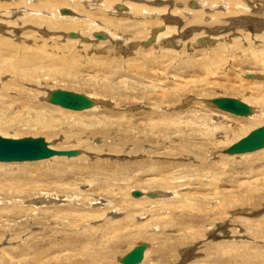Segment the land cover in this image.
<instances>
[{
	"label": "rangeland",
	"instance_id": "1",
	"mask_svg": "<svg viewBox=\"0 0 264 264\" xmlns=\"http://www.w3.org/2000/svg\"><path fill=\"white\" fill-rule=\"evenodd\" d=\"M184 17L173 15L174 45H144L141 26L127 28L117 53L94 52L89 32L75 45L76 32L54 38L45 26L4 20L14 35L0 34V136L41 137L49 149L79 153L0 162V264H120L142 243L140 264H264V149L223 154L264 125V28ZM46 89L104 97V112L40 105ZM246 90L260 94L246 99ZM215 98L263 116L205 105ZM219 122L229 127L220 139L209 134ZM43 193L52 199L42 207L27 202Z\"/></svg>",
	"mask_w": 264,
	"mask_h": 264
},
{
	"label": "bare ground",
	"instance_id": "2",
	"mask_svg": "<svg viewBox=\"0 0 264 264\" xmlns=\"http://www.w3.org/2000/svg\"><path fill=\"white\" fill-rule=\"evenodd\" d=\"M122 1L124 0H0V34L8 31V30L5 31L6 25H5L4 20L6 19L10 20V18H12L13 22L15 21V22L20 23L22 20L24 25L31 24L32 27L30 28L35 29V30L40 29L43 26H45L47 29H50V33H49L50 36L51 34L52 36H55L57 34L59 35V37L61 38L64 37V39H66L65 38L66 35L67 37H71L70 33L68 32H72L73 34L76 32V34L77 35L79 34V35H78V39H75L76 41L75 45L81 44L80 42L87 43V41L89 40L85 34L89 32L91 35V39L94 40L95 42L93 43V41L90 40V44L92 45L87 44V46H90L94 50V52L96 53L110 52L111 53L112 51V53H115L116 51L121 52L120 50L124 48V47L121 48V46L122 45L124 46V44H126L125 41L126 42L128 41L129 37L127 38V35L125 34L127 31V28L135 29L141 26L147 30V37L143 38L142 40L143 41L142 43H144V45L146 44L148 45L149 43H153V42L162 43V45L163 44L170 45V46L174 45L175 43H177L179 39H176V37H173L175 35L173 30L179 28L177 27V25L179 26L180 22L178 20L179 18L178 19L173 18V15L174 13L178 14V12L183 14L190 22H196L198 19L200 22L203 18H205L207 21L208 20L213 21V19L218 20L220 16L224 18L225 22L230 23L232 28L235 27V25L237 24H240L242 27L251 28L253 29V31L256 29H258L259 31V29L261 30L262 28H264V12H263L264 11V0H211V1L205 0L203 3H201L202 0L201 1L200 0H188V1L187 0H164V1L161 0V2L165 3L163 5H161V3H158L159 0H136V1L129 0L131 2V3L129 2L130 4H128V0H127V3H124ZM181 1H184L185 3L183 5L184 8H181V7L179 8L178 4L181 5ZM144 3L146 4L149 3V4L146 5ZM198 3L200 5L199 7L200 10H194L195 6L193 7L191 5L192 4L198 5ZM52 5L54 6L51 9L50 6ZM92 11H99L101 13V16H99V13L97 12L98 16L94 18V15L96 14L95 13L91 14L90 12ZM209 13H216L217 15H207ZM115 24L119 26V29H120L119 31L116 30L117 27L115 26ZM11 25L15 26L14 24H11ZM207 25L209 26V24ZM76 27H84V29H81V28L76 29ZM160 29L165 30V32H162V33L158 32ZM13 31H11V33H9L8 31V33L14 35ZM45 33L46 32H41V34L48 37L49 34L48 33L45 34ZM181 36L179 35L178 37H181ZM74 37L75 35L72 36V38ZM54 38H56V36ZM95 39H97L98 42ZM67 40H65L66 44L74 43L72 42L74 40H71V39H69L68 41ZM140 40H136V41L139 42ZM99 41H102V42H99ZM97 43L100 44V46H98L99 48L97 47L98 45ZM101 45H103V47L105 48H102ZM195 45H197V42ZM87 46L86 44L84 45V47H87ZM95 47L97 48L95 49ZM133 47H137V45H133ZM127 49L128 48H126V50ZM256 53H260V52H256ZM245 55H246L245 59L252 57V56L248 57V54H245ZM252 58L258 59L257 57H252ZM261 59L263 60L264 57L262 56ZM251 75H254V76H251V78L252 77L256 79L260 78V76H258L257 74H251ZM33 87L35 88V86ZM55 89L49 90V91H47L46 89L44 93H40L36 91V93H40V96H38V100H41L40 105L44 106V104L45 105L50 104L48 102V99L51 93L55 91ZM252 94L259 95L260 92L246 90L243 97H245L246 99H249L252 96ZM84 96H86L88 99L92 101V105L87 109H84L81 111H72V112H77V113L78 112L80 113L104 112L103 106L106 105L105 100H103L104 97L100 98L101 96L89 95V94H84ZM211 100L212 99H209V100L206 99L205 105L212 109L214 108L215 105L212 104ZM250 106L252 107V109L249 107L250 113L248 115L246 116H240V115H235V114H232V115L244 117L243 119L251 120V121L255 120L259 116H263V113H261L260 109H258L257 107L254 108L252 105ZM45 107H49V106H45ZM67 111H70V110H67ZM226 113H229V112H226ZM213 116L217 117V118H214V120L216 119L218 120L220 118L217 115H213ZM214 124H217V123H214ZM228 128L229 127H225L224 124H221L219 122L216 126L215 125L211 126L209 130V134L211 135L214 134L215 138H218V139L224 138L225 133ZM219 133H224V135L222 137L221 136L219 137ZM12 139H15V138H12ZM263 149H260L258 151H261ZM258 151H255V152H258ZM255 152H252V153H255ZM223 154L229 155L225 153ZM246 154H250V153H246ZM237 155H245V154H237ZM230 156H235V155H230ZM58 157H63V156H58ZM3 163H6V162H3ZM167 192L168 191H163V190H153L152 192L141 190V192H138V193H141V196L150 195L149 198L158 197L159 199L160 198L162 199L165 196L167 197V194H169ZM43 195L44 197H42L40 200L37 199V197L35 196L33 198H29L27 202L28 203L30 202V204H33L32 207L34 208V207H40L42 205L41 202H44V200L47 202V200L49 201L52 199L50 198L51 195H49V193H43ZM166 197L164 199H166ZM142 244H146V243H142ZM147 249H148V245L146 244V249L143 252V258L145 255V251ZM122 258L118 259L119 263ZM143 258L141 262L143 261Z\"/></svg>",
	"mask_w": 264,
	"mask_h": 264
},
{
	"label": "water",
	"instance_id": "3",
	"mask_svg": "<svg viewBox=\"0 0 264 264\" xmlns=\"http://www.w3.org/2000/svg\"><path fill=\"white\" fill-rule=\"evenodd\" d=\"M73 35V33H70L71 37ZM48 102L51 105L59 106L70 111H81L92 105V101L86 96L60 89L51 93ZM211 102L219 109L231 114L246 116L250 113L249 106L234 98H215ZM263 148L264 125L225 149L223 153L229 155L246 154ZM78 153V151L73 150L55 151L49 149L41 137L12 139L0 136V162H34L52 156L72 157ZM145 249L146 244L135 247L120 260V263L139 264L143 258Z\"/></svg>",
	"mask_w": 264,
	"mask_h": 264
}]
</instances>
